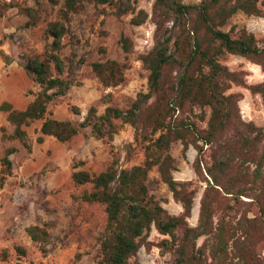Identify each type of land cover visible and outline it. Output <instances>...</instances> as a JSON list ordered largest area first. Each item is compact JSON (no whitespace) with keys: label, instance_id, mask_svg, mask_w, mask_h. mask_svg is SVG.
Masks as SVG:
<instances>
[{"label":"trees","instance_id":"1","mask_svg":"<svg viewBox=\"0 0 264 264\" xmlns=\"http://www.w3.org/2000/svg\"><path fill=\"white\" fill-rule=\"evenodd\" d=\"M58 4L60 0H49ZM138 0H64L58 19L49 22L44 31L47 42L40 53L19 49V62L37 85L34 98L25 108L3 101L0 109L7 112L13 127L8 133L1 126V140H19L29 152L33 150L27 127L42 120L38 143L45 136L68 142L85 129L97 138L113 141L120 125L130 124L145 143V160L124 168L116 153L106 169L90 172L78 169L84 160L74 162L72 178L77 184L91 183L75 198L88 203H102L107 223L99 237L98 264H130L142 246L148 247L152 227L168 237L160 246L174 254L173 264H264V126L242 119L239 101L242 93L229 92L233 84L248 86L264 100V81L248 85L243 70H231L221 62L226 53L246 56L264 70V45L246 27L227 31L224 26L239 11L264 16V0H155L153 21L155 43L140 59L149 70L148 90L140 91L127 109L107 105L103 113L91 105L82 120L48 116L49 104L68 94L74 84L71 70L75 53L63 56V39L71 35L70 17L88 3L109 5L121 17L133 13L131 23L143 24L148 13L137 9ZM23 6L0 1V13L11 8L28 16L25 27L41 18L42 3ZM235 32L236 34H233ZM122 48L130 53L133 40L121 38ZM1 54L9 64L13 59ZM129 63L115 59L96 61L92 68L105 87L122 84ZM111 102L112 94L103 96ZM199 107L200 112L195 108ZM207 126L199 121L207 119ZM80 115L81 109L72 106ZM181 141L182 154L190 146L197 155L194 170L206 183L201 198L198 224L192 226L197 190L192 181H179L174 176L176 158L173 143ZM17 148L8 147L0 158V185L13 174L11 156ZM157 166L160 180L169 186L183 210L172 214L152 192L150 172ZM245 198H248L246 200ZM43 251L50 240L48 222L26 228ZM202 241L200 242V240ZM20 253L26 249L16 246Z\"/></svg>","mask_w":264,"mask_h":264},{"label":"rangeland","instance_id":"2","mask_svg":"<svg viewBox=\"0 0 264 264\" xmlns=\"http://www.w3.org/2000/svg\"><path fill=\"white\" fill-rule=\"evenodd\" d=\"M9 2L12 0H0ZM23 6H35L37 0H15ZM42 3L41 18L35 26L25 27L28 16L11 8L0 13V38L5 51L14 62L6 67L0 79V104L10 101L18 87L21 89L19 100L13 104L24 107L33 99L37 85L18 64L19 49L27 53H40L48 39L44 31L49 22L58 19L59 10L64 0L53 4L49 0ZM155 0H138L137 9L148 13L147 20L141 25L131 23L133 13L121 17L115 14V8L109 5L87 6L70 17L71 35L64 37L63 56L75 53L71 77L74 84L67 95L49 104L48 116L58 119L82 120L91 105L103 113L107 105L121 109L129 108L135 101L138 92L148 90L149 70L145 68L140 55L150 51L155 43L156 25L153 21ZM238 30L246 27L264 45V16L248 15L243 11L236 13L224 29L232 27ZM233 34H236L233 32ZM130 36L133 40L132 52L122 48L121 38ZM115 59L129 63L125 71V81L114 87H105L95 74L92 63ZM221 62L231 70H243L248 85L264 81L262 66L252 59L239 54L226 53ZM229 92L242 93L239 101L242 119L252 121L257 126H264V100L260 93L252 92L248 86L233 84ZM112 94L111 102H105L103 96ZM77 105L81 114L72 111ZM200 112V108H195ZM207 119L199 121L201 127L207 126L210 108H205ZM119 132L113 141L93 136L90 129H85L68 142H60L54 137H46L44 143L36 138L42 120L34 121L27 127L30 140L34 146L29 152L19 140L2 141L0 138V158L8 147H16L11 156L14 163L13 174L8 176L4 185H0V264H98L97 251L99 237L107 223V213L102 203H88L74 195L84 190H91L92 184H77L72 178L74 162L84 160L85 164L78 169L100 172L111 163L114 155L121 156L124 168L141 164L145 160V143L139 134L128 124L116 121ZM5 126L8 133L13 127L7 121V113L0 109V128ZM1 137V130H0ZM187 156L182 154L181 141L173 143L171 152L176 158L174 176L179 181H192L197 190L192 216L189 223L198 224L199 211L206 183L196 174L193 164L197 151ZM1 169V161H0ZM1 175V173H0ZM149 185L151 192L161 200L163 206L172 214H179L183 207L177 202L169 186L160 180L157 166L150 172ZM248 200V198H245ZM48 222L50 240L43 251L41 244L34 241L26 228L31 225H43ZM168 235L161 234L152 227L148 247L142 246L130 264H173L174 254L161 248V241ZM202 239L200 240V242ZM26 249L20 253L16 246ZM264 259V249L262 250Z\"/></svg>","mask_w":264,"mask_h":264},{"label":"crops","instance_id":"3","mask_svg":"<svg viewBox=\"0 0 264 264\" xmlns=\"http://www.w3.org/2000/svg\"><path fill=\"white\" fill-rule=\"evenodd\" d=\"M4 49V46H3V44H2V42H1V38H0V79H2V72H3V70L6 68V67H8V66H10L13 62H14V60H12L9 64H6V62H5V60H4V58H3V56H2V54H1V51ZM18 64L21 66V68L23 69V71L26 73V74H28L27 73V71L24 69V67L20 64V62H18ZM33 80V79H32ZM21 89H18V87L16 88V90L14 91V93L12 94V92H10L9 94H10V100L12 101V102H15L14 100H19V98H20V95H21ZM14 100H13V99ZM34 98V97H33ZM5 101H7V100H5ZM31 101V100H30ZM29 101V102H30ZM3 102V101H2ZM10 102V101H9ZM11 102V103H12ZM28 102V103H29ZM27 103V104H28ZM13 104V103H12ZM27 104H26V106H27ZM1 105V104H0ZM16 108H25L26 106H24V107H20V106H17L16 104H13ZM7 113V112H6ZM8 114V113H7ZM46 137H52V136H45V141H46ZM1 138V137H0ZM44 141V142H45ZM43 142V143H44ZM33 148H34V146H33ZM191 149H192V152H195V148L192 146L191 147Z\"/></svg>","mask_w":264,"mask_h":264}]
</instances>
